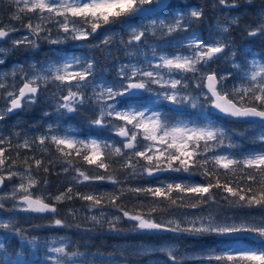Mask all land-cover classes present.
<instances>
[{"label": "snow or ice", "instance_id": "1", "mask_svg": "<svg viewBox=\"0 0 264 264\" xmlns=\"http://www.w3.org/2000/svg\"><path fill=\"white\" fill-rule=\"evenodd\" d=\"M10 3V19L22 24L27 20L23 27L28 34L12 39L18 29L2 25L0 44L11 39L13 48L22 44L38 48L41 40L88 42L102 35L92 47L110 54L119 37L128 59L120 62L117 79L111 81L103 70L97 71L95 58L76 55L33 64L28 71L20 67L0 73V120L37 103L50 86V100L59 115L88 114L84 132L57 122L35 137L21 140L19 133L14 134L15 144L12 135H0V208L10 200L13 210L52 214L51 225L64 227L57 206L79 199L89 212L97 210L88 217L92 224H106L110 232H119L121 221H128L134 232L229 238L208 246L195 258L198 264H264V214L222 212L227 205L264 213V55L251 49L240 55L234 47L229 37L238 18L218 22L216 31L205 38L190 31L203 18V10L186 5L177 11L179 6L169 0ZM216 6L231 10L239 4L217 0ZM246 31L249 37L264 36V14ZM158 34L160 39L168 38L163 39V47L147 44L149 36ZM7 52L0 46V64L5 63ZM220 60L229 67L223 72L210 70ZM18 72L23 73L19 79ZM221 116L259 129L252 137L256 147H242L236 138L244 133L225 128ZM13 148L15 158L10 155ZM22 150L25 155L20 161ZM58 165L70 181L64 191L53 195L46 192V178L41 189L39 172L49 173ZM197 176L199 181L194 179ZM145 178H149L146 183H129ZM13 180L17 182L4 193L5 182ZM96 184L111 185V191L92 187ZM77 187L91 190L75 191ZM125 197L133 202L131 207ZM106 208L115 211L106 213ZM69 213L76 215L72 209ZM0 230L39 249L38 242L26 240L11 218H0ZM8 248L0 241V264H31L27 248L11 255ZM156 251L171 264H182L174 245L137 250L139 254ZM80 255L61 238L48 244L41 264H80Z\"/></svg>", "mask_w": 264, "mask_h": 264}, {"label": "rangeland", "instance_id": "2", "mask_svg": "<svg viewBox=\"0 0 264 264\" xmlns=\"http://www.w3.org/2000/svg\"><path fill=\"white\" fill-rule=\"evenodd\" d=\"M197 1L198 0H171V3L178 5L179 7L177 8V11H179L181 8H184V6L186 5L200 8V6L196 4ZM215 2L209 3L210 6L213 7L214 4H217V0ZM251 3L255 5L253 6V9L255 10L254 12L255 16H253L252 21L254 19L253 22H255V25H257L258 23H260L261 15L264 14V5L259 4L256 0H252ZM238 4L239 6L235 9H232V11H228V12L226 11L224 13H222L221 11L216 12L215 14L218 17H216L212 21L211 24L209 20L207 19L208 28L207 30L203 32V34H200L198 32L199 26L201 25V20L198 22H195L196 24L192 25L193 28L190 31L195 30L197 31V34L203 35L205 38H207L210 32L214 33L216 31L218 22L227 23L229 17L238 18V21H239L244 16L243 14L244 12L245 14H248L245 9L241 13H239V10L243 9L244 8L243 6L245 4L247 6L249 4L246 2V0H238ZM12 10H13V5L10 3V0H0V26L8 25V24L14 25L15 28L18 29V31L12 34V39H19V38H22L24 35L28 34L27 30L23 27V24H26L28 21L24 20L22 24L19 21L11 20L10 13L12 12ZM161 18H165V17H161ZM14 23H17V24H14ZM145 23H147V21H145ZM117 31H119L118 28H117ZM181 35H184V34L183 33L176 34L177 38H179V36ZM56 36H57V33L55 29H53L52 37L56 38ZM232 37L236 38L237 35L232 36L230 33V39ZM102 38L103 36L100 35V36H96L90 39L88 42L68 40L64 43H59V44H52L46 40H41L39 42L38 48H32L31 46L23 45V44L17 48H13L11 44V39H7L4 43L0 44V46L6 47L8 49V52L3 56L5 63L0 64V73H3V72L10 73L13 69L18 70L20 67H23L24 71H28L30 69V66L33 64H48V63H51V62H54L60 59L61 57L71 56V55L94 58V56L91 54V51L93 49L98 50L99 48L92 47V45L98 44ZM124 39L125 40L128 39L127 35L124 36ZM163 39H168V38L165 37ZM163 39L159 38V34L157 38L149 36L147 44L154 45L156 43H161V46L163 47L164 46ZM248 49H251V45L249 44H246L245 46L240 48V55L244 54ZM146 50H147V47H146ZM98 51L99 53L97 54L98 56L96 57L98 61L97 71L100 72L101 70H103V75L110 81L113 79H117L116 70L119 67L120 62H126L128 59V57L125 55V48L119 43V37L116 38L115 43L111 46L110 54H108V52L104 51L102 48L101 50H98ZM168 51H172V49H168ZM14 52L15 54H13ZM113 52H117L116 55H113ZM252 52L256 53L255 51H252ZM36 53H38L39 62L35 61ZM149 55H151L150 52H149ZM103 60L105 61L104 63L105 65H101V62ZM218 63L221 66L218 72H223L229 67V65L224 60H220L218 61ZM19 75H23V73L18 72V75L16 77L17 79H19ZM9 82H11V78L9 79ZM52 90L53 89L50 86L48 91L43 92L40 95L37 103L30 105L27 108L22 109L20 112L16 113L15 115H12L13 117L6 116L3 120H1L0 135H3L5 137L12 135L13 144H15L17 138L14 134L19 133V139L21 140L25 136L35 137L41 134L42 132H44L49 124L55 125L57 124V122L63 124L64 127H71L81 132V127L76 125L77 126L76 128V127H73L71 124L65 123L64 120L70 114L61 116L55 111L54 103L50 100V94ZM145 95H148V94H145ZM45 113H49V115L46 116L44 115ZM71 115L73 117L77 116L78 118L79 117L83 118L82 112L71 114ZM224 127L228 128L229 126L225 125ZM243 127H244L243 129L247 131L246 136L249 138L250 141H252V137L258 133L259 129L251 128L246 124H244ZM107 135H109V133H105V136ZM250 141L247 140L246 142L248 144L253 145L252 142ZM59 178H60L59 182H57L56 185L55 184L47 185L46 192L56 195L59 192L64 191L69 186V181H70L69 175H66L61 172V175ZM148 179L149 178H145L144 180H142V183L147 182ZM16 182H17L16 180L6 181V186L4 187L3 192L4 193L10 192L12 185L15 184ZM129 182H133V181H129ZM133 184H136V183H133ZM43 188H44V184H41V189ZM71 202H74V201H65L57 206L58 207V214H57L58 218L64 221L65 219L79 220V223H82L83 225H85V227H88L89 229L98 227L96 225H93L92 222L88 219V217H90L91 215L97 214V210H93L92 212H89L88 209L86 208L87 207L86 205H85V209L83 207H73V205H70ZM12 203L13 202L10 200L4 201V205H5L4 208H0V218H4V219L11 218L15 222L16 226L19 228L22 227L21 218H25L24 224L32 223L33 219L31 218V216L24 215L20 213V211L13 210ZM70 209L76 211L75 216L69 213ZM85 210H87L88 212H86ZM104 211L106 213L110 212L107 210H104ZM21 215H23L24 217H21ZM53 218L54 217L47 219L46 217L45 219H40L41 221L36 226L28 227L30 229L26 232V234H28L29 232H34V234L39 235L38 233L40 229H44V230H52L55 232L52 236H58L70 230L68 221H66V225L64 227L52 226L51 221L53 220ZM104 226H107V225L105 224ZM89 229H85V230H89ZM132 234H137V232H133ZM96 235H102V233L93 231L91 235H87V236H96ZM11 236H15V235L5 233L3 230H0V241H3L4 238L8 240ZM15 237L18 238L19 236H15ZM182 237L184 239H190L196 236L182 235ZM102 238L104 239V237ZM159 238L163 239L161 243H142V240L140 241L132 240V241L125 242L122 244L120 243L119 247H117L119 249V254L116 256H108L106 264H124L120 262H122V260H125L126 257L141 258L144 256L151 255L155 259H157L159 255H162L163 253L156 251V252H149L145 254H139L137 250L142 247L159 248L164 245H169V244L173 245L170 243V238H163V237H159ZM219 239H223V238H217L215 240L217 241ZM51 240L53 242V241H59L60 239L58 240V239L51 238ZM189 243H190L191 248L188 252H185L182 255L181 257L182 262H187L188 264H198L195 258L199 256L210 245L209 244L203 245L201 241L197 242L196 244H192V242H189ZM210 244H212L211 246H214V243H210ZM39 257L40 258L37 260V262H41L44 258V256H39ZM37 264H41V263H37Z\"/></svg>", "mask_w": 264, "mask_h": 264}, {"label": "trees", "instance_id": "3", "mask_svg": "<svg viewBox=\"0 0 264 264\" xmlns=\"http://www.w3.org/2000/svg\"><path fill=\"white\" fill-rule=\"evenodd\" d=\"M215 1L216 0H198L196 3L197 5L200 6V9H202L204 12V16L201 19V25L199 26V31H198L200 34H203V32L207 30L208 28L207 19L209 20L211 24L212 21L216 17H218L215 14L216 12L221 11L222 13H224L226 11L227 12L232 11V9L230 10L223 6H216V7L210 6L209 3L215 2ZM230 1L231 0H229V2ZM256 1L259 4L264 5V0H256ZM253 6H255L253 3L249 4L248 6L245 4L243 6L244 8L239 10V13H241L245 9L248 14H245L244 12L243 13L244 17L243 19L239 20L238 25L232 26L231 35L232 36L237 35V37L236 38L232 37L231 40L234 41V47L239 50L246 44L251 45V50L255 51L257 55L259 56V55H264V36L249 37L246 32V29H248L250 26L251 27L256 26L255 22H253L254 19L252 21L253 16H255V13H254L255 10L253 9ZM14 24H17V23H14ZM194 24L196 23H193V25ZM244 25H246V27H244ZM98 50H101V48H99ZM98 50L93 49L91 51V54L94 56L96 60H97L96 57L98 56L97 54L99 53ZM116 53L117 52H113V55H116ZM13 54H15V52ZM238 59H239V56H238ZM38 60H39L38 53H36L35 61L39 62ZM104 63L105 61L103 60L101 62V65H105ZM220 67L221 66L217 61L211 65V70L214 69L218 71ZM228 83L230 85L231 81H228ZM82 113H83V118L82 117L78 118L77 116L73 117L70 114L64 120L65 123L71 124L73 127H76V128L77 126L81 127V132L86 131L88 129V124H87V119H86L88 114L85 112H82ZM219 122L223 126L225 125L229 126L228 129H232L235 132L244 133L243 136H239L236 138L237 142L242 144V147L244 148L256 147V145H251L246 142L247 140L248 141L250 140L246 136L247 131L243 129L244 128L243 123H237L232 120L224 119V118H220ZM27 154L30 155L31 153H27ZM10 155H12L13 158H15L16 151L14 148H13V151L10 153ZM24 155H25V152L24 150H22L20 161H23ZM18 166L23 167L22 163H19V162H18ZM90 171H95V169H91ZM60 175H61V169L59 165L54 170H51L49 173H44L42 169L39 172L41 184H43V181L46 178L49 182L48 184L56 185V183L59 182ZM121 177H123V174H121ZM194 179L199 181L200 177L197 176ZM129 183H142V180L135 181V182L133 181ZM143 183H146V182H143ZM92 187H96L102 191L103 190L111 191V185H108V184H103V185L96 184ZM90 190H91L90 187L88 188L87 187H77L75 189V191H80V192H88ZM72 201L74 202H71L70 205H73V207H83L85 209L86 202L81 201L79 199H73ZM49 203L51 202L49 201ZM125 203H127L128 206L131 207L133 202L128 197H125ZM104 210H107L110 212L115 211L112 208H106ZM85 211L88 212L87 210ZM181 211H193V210H181ZM222 212L227 215L239 214L241 212L245 214L251 213L252 215H255V216H260L261 214H264L262 213L260 209L238 210V209L229 208L227 205H224L222 207ZM21 217H24V216L21 215ZM31 218L33 220H32V223L30 224H24L25 218H21L22 227L20 229L23 230L26 240L34 239L38 242V245H39L38 250L36 248H32L30 245H27L26 243L22 244L20 237L16 238L15 236H11L8 240H6L5 238L3 240L9 246L8 251L10 255L16 250H19L21 247L27 248L28 251L31 252V256H30L31 264L41 263V262H37V260L40 258L39 256H44L48 244L52 242L51 238L58 239V240L61 238H65L67 241H69L71 245V250L78 251L79 253H81V255L77 259L82 264H106L108 256H116L119 254V249L117 247H119L120 243L122 244V243L129 242L132 240L134 241L142 240V243H161L163 239H160L159 237L170 238V243L176 246L175 248L177 250L176 251L177 257L181 258L185 252H188L190 250L191 246L189 242H192V244H196L197 242L201 241L203 245H206V244L212 245L210 243H213L214 241H216L215 239H217V237H197V236L194 238H190V239H184L182 235L175 236L172 234H153V233H145V232H137V234H132L134 231L131 230V223L128 221H122V223L120 224L119 232H110L108 231L107 226H103V227L98 226V227L89 229L88 227H85V225H83L82 223H79V220H69V219H65V221L69 222L70 230L58 236H52L55 233L54 231L44 230V229H40L38 233L39 235L34 234V232H29L28 234H26V232L30 229L28 227L36 226L41 221L40 219H45L46 217L45 218L31 217ZM50 218L51 217H47V219H50ZM77 225H79V227H77ZM85 229H89V230H85ZM93 231L101 232L102 235L87 236V235H91ZM102 237H104V239ZM2 259L3 258L0 257V261H2ZM120 263H124V264H171V262L168 261V258L165 254L159 255L157 259H155L151 255L144 256L141 258L126 257L125 260H122V262ZM182 264H188V263L182 262Z\"/></svg>", "mask_w": 264, "mask_h": 264}, {"label": "water", "instance_id": "4", "mask_svg": "<svg viewBox=\"0 0 264 264\" xmlns=\"http://www.w3.org/2000/svg\"><path fill=\"white\" fill-rule=\"evenodd\" d=\"M169 2H170V0H169ZM17 111H19V110H17ZM16 111V112H17ZM15 113V112H14ZM11 114H13V113H11ZM11 114H9V115H11ZM223 117H225V116H223ZM226 118H229V119H232L233 120V118H230V117H226ZM4 187V186H3ZM21 212V211H20ZM21 213H23V214H28V215H32V216H34V217H42V216H52V214H39V213H29V212H21ZM160 233H165V234H171V233H166V232H160ZM225 238H227V237H225Z\"/></svg>", "mask_w": 264, "mask_h": 264}, {"label": "bare ground", "instance_id": "5", "mask_svg": "<svg viewBox=\"0 0 264 264\" xmlns=\"http://www.w3.org/2000/svg\"><path fill=\"white\" fill-rule=\"evenodd\" d=\"M244 17V16H243ZM243 17L241 19H243ZM244 27H246V25H244Z\"/></svg>", "mask_w": 264, "mask_h": 264}]
</instances>
